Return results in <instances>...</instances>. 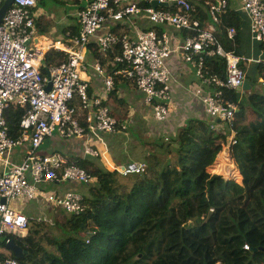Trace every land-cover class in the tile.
Returning a JSON list of instances; mask_svg holds the SVG:
<instances>
[{
  "label": "built area",
  "instance_id": "1",
  "mask_svg": "<svg viewBox=\"0 0 264 264\" xmlns=\"http://www.w3.org/2000/svg\"><path fill=\"white\" fill-rule=\"evenodd\" d=\"M5 1L0 0V9ZM76 1L84 5L77 12L79 33L70 37L69 47L52 46L65 53V59L52 66L48 76L42 71L46 52L34 44L38 0H15L0 24V237H24L28 231L29 218L13 206L19 199L36 200L40 211L57 207L75 216L86 212L81 194L73 190L49 192L45 186L61 181L90 186L93 178L58 151L39 155L42 145L55 133L64 141L86 137L84 156L100 158L94 143L102 141L104 135L113 137L127 130L106 106L115 77L130 81L142 93L144 104L151 107L155 121L165 123L175 81L170 60L176 55L189 65L199 82L190 93L202 101L211 130L229 133L221 155L234 161L232 147L237 141L233 123L242 99L234 103L226 92L243 89L248 74L241 67V59L226 51L218 39V28L223 15L232 10V0ZM240 1L241 11L250 21L252 41L264 46V0ZM199 2L208 8L211 23L202 24ZM109 22L117 28L99 34ZM170 32L185 33L182 42L174 41ZM227 37L234 41L237 29L228 28ZM92 44L97 49L90 50ZM208 57L225 59L224 78L209 70ZM104 63L113 67L112 75ZM89 69L103 83L99 92L91 93L89 82L82 76ZM260 83L264 87V79ZM17 107L26 109V114L20 137L14 138L5 113ZM25 145L29 146L25 159L14 163L13 153ZM145 171L141 163L113 169L120 178ZM0 264L20 263L8 258Z\"/></svg>",
  "mask_w": 264,
  "mask_h": 264
},
{
  "label": "trees",
  "instance_id": "2",
  "mask_svg": "<svg viewBox=\"0 0 264 264\" xmlns=\"http://www.w3.org/2000/svg\"><path fill=\"white\" fill-rule=\"evenodd\" d=\"M198 6L206 24L208 8L202 2ZM241 20L232 10L222 17L218 39L226 51H232L226 30L238 28ZM42 21L36 20L40 30ZM57 56L65 59L62 52ZM206 65L225 77V59L208 57ZM119 81L126 79L115 77L116 86ZM252 84L262 86L255 78ZM226 95L234 103L239 100L237 92ZM25 114L20 107L5 113L12 137H20ZM233 130L237 144L232 157L240 175L233 163L232 179L222 173L219 156L229 133L213 131L199 120L189 121L174 140L152 143L156 153L143 174L117 177L100 163L102 157L70 161L93 178L90 196H83L86 212L56 223L61 237L47 240V218H29L28 234H6L0 237L1 247L13 240L26 253L11 258L20 264H264V91L242 99ZM210 167L222 177L209 174ZM44 239L57 253L44 246ZM6 259L0 255V261Z\"/></svg>",
  "mask_w": 264,
  "mask_h": 264
},
{
  "label": "crops",
  "instance_id": "3",
  "mask_svg": "<svg viewBox=\"0 0 264 264\" xmlns=\"http://www.w3.org/2000/svg\"><path fill=\"white\" fill-rule=\"evenodd\" d=\"M57 1L61 4H64L66 7L67 17L64 20L65 27L63 28V43H53L49 40V37L47 35H50V33L54 31V28H47L49 26V20L46 17L48 16L46 14L47 7L43 8L45 12L41 9V0H38L37 7V11L39 12V16L37 17V19L43 18V28H41V30L36 27L35 21L36 39L34 40V44L41 46L42 50L46 52L42 71L47 76L49 75V69L52 66L57 65L64 60H60L57 56V53L61 51L52 48V46L57 45L56 47L66 48L71 45V42L69 40L70 37L77 36L79 33L77 12L84 6L82 3H79L76 0ZM49 8L53 10L51 5L49 6ZM232 11L240 14L242 17L239 27L236 28L237 37L234 41H230L229 39L228 40L232 43V45H230L232 47V51L230 52L234 53L241 59V67L245 69L248 74L246 84L243 89H241L242 91L240 93V96L238 95L239 98L244 99L251 93L258 92L262 94L264 91L262 86H254L252 82L247 85V81L250 76L252 80L255 78L259 83L260 79H263V76L260 72V67L262 66L264 68V49L261 47V44L257 45L256 42L252 41L250 33V21L247 15L243 11H241L240 0H232ZM50 17L48 16L49 19ZM207 23H211V21ZM116 28L117 25L115 23L109 22L108 24H106L105 28L99 32V34L104 35L107 32H112ZM42 31H45L44 34H42ZM220 33H222L221 29L218 30V34ZM170 34L174 38V41H178V39H180L181 43L185 33H183L182 35L177 32H170ZM89 49L91 50V48ZM63 54L65 55V53ZM249 59L253 60L254 62L248 63L247 60ZM258 60L260 62H257ZM170 66L175 81L172 84V99L169 105L170 114L168 120L165 123H159L155 121L151 107H147L144 104V97L142 93L139 92L131 82H129L128 80L119 81L117 82V86L114 84L115 89L117 88V90L114 92V94H111L107 98L106 106L109 107V109L115 114V117L119 121L126 124L127 130L124 133H119L113 137L104 135L102 137V141H96L94 143V148L100 151L102 155V161L100 159L84 156V147L88 142V138L86 137L82 139H73L70 141H64L58 136L56 138L52 137L50 138L51 152L41 155H50L51 153L58 151L62 153L68 161L72 162H74L78 158H81L82 160L92 161L100 160V163L104 167H106L108 170L113 171V169L115 168L122 169L130 163L147 164L148 158L153 153H156V150L152 147V143H157L160 140H174L178 133L183 128H185L191 120L206 121L207 123L211 124L202 101L196 98L192 93H190L191 89H195V87L199 86V82L197 81L189 65L182 62L180 57L176 55L170 60ZM105 68L107 73L112 75L113 67L109 64H105ZM82 76L89 82L91 93H93V91L99 92L103 83L100 77H98L92 69H89ZM222 127H220V129L225 130V128ZM28 149V145H25L23 148L16 149L12 156L14 163L19 164L20 162H22L27 155ZM219 156H221V153ZM222 161H225V163L229 162L230 171L233 173L232 177H235V168L233 166V163L235 165V162L225 158ZM1 167L2 165L0 163V169ZM236 169L238 170L237 167ZM227 170L229 171V168ZM224 171H222L224 176L230 179L231 176L227 177V174ZM238 173L240 175L239 170ZM60 184L61 182H55L53 184L45 186V188L52 189L51 192H64L67 191L65 190L66 188L75 190L77 192L81 189V185L79 184H73L72 186H67L65 188H62ZM19 207H21V204L19 205V202H17L16 208L18 210H20ZM27 234L28 231L25 233V236ZM2 240L3 238L0 239V255L2 254L7 257L8 251L1 247Z\"/></svg>",
  "mask_w": 264,
  "mask_h": 264
},
{
  "label": "rangeland",
  "instance_id": "4",
  "mask_svg": "<svg viewBox=\"0 0 264 264\" xmlns=\"http://www.w3.org/2000/svg\"><path fill=\"white\" fill-rule=\"evenodd\" d=\"M50 5L52 6L53 10H51L49 8ZM40 7L43 11H44L43 8L47 7L46 14L49 17L52 16V17H50V19L48 18V16H46L47 19L49 20L48 21L49 22L48 28L49 29L54 28V31L52 33H50V35H47L49 37V40L53 43H57V42L63 43V28L65 27V21L64 20L67 17L65 5L61 4L57 0H42V3H40ZM259 44L260 43H257V45H259ZM251 82H252V78L250 76L248 78L247 85H249ZM56 137H57V135L55 133L53 135V138H56ZM48 139L45 141L44 145L41 147V149L39 151V155L48 154L51 152V148H50L51 139L50 138H48ZM161 143H163L162 140L157 142V144H161ZM225 157L226 156H223V159ZM216 162L214 163V165L216 164ZM223 165H225V166H223L222 171L225 170L224 172L227 174V177L231 176L230 179L234 178V177H232L233 173L230 171L229 162L225 163V161H223ZM228 168H229V171L227 170ZM208 173L211 175H219L218 174L219 172L218 173L215 172V170L212 167L208 168ZM220 177H222V176L220 175ZM73 184H76V183L69 182V181H61L60 185L62 188H65L67 186L70 187ZM79 185H81V189L77 192H79L84 197H89L90 196V187L83 185V184H79ZM91 186L93 187L94 183ZM65 190H70V189L66 188ZM46 191L51 192L52 189L47 188ZM73 191H75V190H73ZM25 201L26 202H24V199H19L13 203V206L16 208L17 202H19V205L21 204V207H19V209L22 212L20 210H18L17 208H16V210H18L21 213H23L24 215L28 216L29 218L34 220V222L41 220L42 216L47 218V225L44 226L45 229L43 230V233L46 236V238H45L46 240L47 239H55V237H61V232L58 229V226L56 225V223L59 225V224H61V222L62 223L65 222L67 219L71 218V215L69 213H67L66 211H63L57 207H51V208H48L44 211H40L39 204L36 200H28V201L25 200ZM0 239H2V238H0ZM45 239L43 241L44 246L47 247L50 252H56L57 253L56 247L49 245ZM13 256H14L13 253L8 251L7 258H13Z\"/></svg>",
  "mask_w": 264,
  "mask_h": 264
},
{
  "label": "water",
  "instance_id": "5",
  "mask_svg": "<svg viewBox=\"0 0 264 264\" xmlns=\"http://www.w3.org/2000/svg\"><path fill=\"white\" fill-rule=\"evenodd\" d=\"M15 0H6L5 3L3 4L2 8L0 9V24H1V21L3 20L7 10L12 6L13 2ZM153 5L155 7H157L158 3L157 2H154ZM51 89V86H49L48 90ZM241 89L238 90V95L240 96V93H241ZM1 203H5V199H1ZM192 226V224H191ZM6 249L9 251V252H12L13 255L17 258H21L23 257L26 253L13 241H9L7 243V246H6Z\"/></svg>",
  "mask_w": 264,
  "mask_h": 264
},
{
  "label": "clouds",
  "instance_id": "6",
  "mask_svg": "<svg viewBox=\"0 0 264 264\" xmlns=\"http://www.w3.org/2000/svg\"><path fill=\"white\" fill-rule=\"evenodd\" d=\"M238 93V92H237Z\"/></svg>",
  "mask_w": 264,
  "mask_h": 264
}]
</instances>
